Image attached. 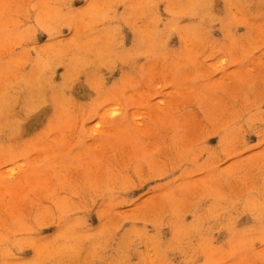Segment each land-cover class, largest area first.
Here are the masks:
<instances>
[{
	"label": "rangeland",
	"instance_id": "374dc122",
	"mask_svg": "<svg viewBox=\"0 0 264 264\" xmlns=\"http://www.w3.org/2000/svg\"><path fill=\"white\" fill-rule=\"evenodd\" d=\"M0 264H264V0H0Z\"/></svg>",
	"mask_w": 264,
	"mask_h": 264
}]
</instances>
